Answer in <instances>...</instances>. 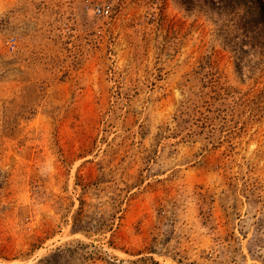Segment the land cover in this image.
Wrapping results in <instances>:
<instances>
[{
  "label": "rangeland",
  "instance_id": "obj_1",
  "mask_svg": "<svg viewBox=\"0 0 264 264\" xmlns=\"http://www.w3.org/2000/svg\"><path fill=\"white\" fill-rule=\"evenodd\" d=\"M240 1L0 0V264H264Z\"/></svg>",
  "mask_w": 264,
  "mask_h": 264
},
{
  "label": "trees",
  "instance_id": "obj_2",
  "mask_svg": "<svg viewBox=\"0 0 264 264\" xmlns=\"http://www.w3.org/2000/svg\"><path fill=\"white\" fill-rule=\"evenodd\" d=\"M239 4L245 6L244 14L249 23L264 29V0H241Z\"/></svg>",
  "mask_w": 264,
  "mask_h": 264
},
{
  "label": "built area",
  "instance_id": "obj_3",
  "mask_svg": "<svg viewBox=\"0 0 264 264\" xmlns=\"http://www.w3.org/2000/svg\"><path fill=\"white\" fill-rule=\"evenodd\" d=\"M97 11H99L100 13L108 12V11H105L104 9H101V8H98Z\"/></svg>",
  "mask_w": 264,
  "mask_h": 264
}]
</instances>
